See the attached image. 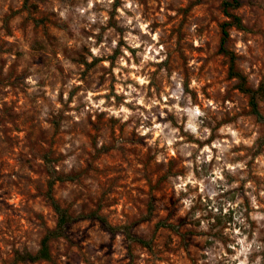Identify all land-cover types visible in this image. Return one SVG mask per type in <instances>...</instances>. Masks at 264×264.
Wrapping results in <instances>:
<instances>
[{
	"label": "rangeland",
	"instance_id": "obj_1",
	"mask_svg": "<svg viewBox=\"0 0 264 264\" xmlns=\"http://www.w3.org/2000/svg\"><path fill=\"white\" fill-rule=\"evenodd\" d=\"M224 0H0V264H264L262 119L218 51ZM228 48L264 81V0Z\"/></svg>",
	"mask_w": 264,
	"mask_h": 264
},
{
	"label": "trees",
	"instance_id": "obj_2",
	"mask_svg": "<svg viewBox=\"0 0 264 264\" xmlns=\"http://www.w3.org/2000/svg\"><path fill=\"white\" fill-rule=\"evenodd\" d=\"M242 0H224L223 12L227 16V20L221 24V37L219 42L218 51L227 58L228 62V76L237 79L236 87L243 93L248 95V103L250 106V111L255 115L257 119H262V114L258 108V102L260 100L264 101V81H260L256 87H251L247 84L246 77L236 68V56L232 50L228 48V28L234 26L236 28H243L242 21L239 16L231 12V10L237 8L241 4ZM49 174L48 179V190L46 194V199L56 213L57 220L53 228L48 229L40 240L39 247L36 251H29L26 249L16 250L14 253L12 264L18 262H34L38 260L48 259L50 256L49 242L58 237L65 235V229L71 222L82 218V217H93L101 222L110 232L116 233L121 232L129 241H135L143 245L149 246V241L145 240L136 234L131 232V225L121 224V225H111L106 217L99 215L96 211L90 212L86 215L72 216L68 213L67 209L62 207L58 201L54 198L52 194V186L55 182L64 181L71 179L69 175H60L52 168H47Z\"/></svg>",
	"mask_w": 264,
	"mask_h": 264
}]
</instances>
